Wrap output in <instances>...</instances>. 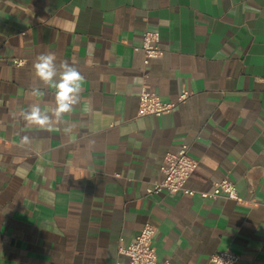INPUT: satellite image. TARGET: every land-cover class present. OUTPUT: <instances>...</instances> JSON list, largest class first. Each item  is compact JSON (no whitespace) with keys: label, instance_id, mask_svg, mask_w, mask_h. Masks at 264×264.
Wrapping results in <instances>:
<instances>
[{"label":"crops","instance_id":"1","mask_svg":"<svg viewBox=\"0 0 264 264\" xmlns=\"http://www.w3.org/2000/svg\"><path fill=\"white\" fill-rule=\"evenodd\" d=\"M146 29L163 50L147 65ZM46 52L85 78L70 135L19 116L53 106L33 68ZM143 84L165 101L188 94L138 115ZM182 144L195 193L148 194ZM223 177L240 199L200 195ZM146 221L162 263L231 250L264 264V0H0V264H126L119 246Z\"/></svg>","mask_w":264,"mask_h":264},{"label":"built area","instance_id":"2","mask_svg":"<svg viewBox=\"0 0 264 264\" xmlns=\"http://www.w3.org/2000/svg\"><path fill=\"white\" fill-rule=\"evenodd\" d=\"M159 32L146 29L142 33V42L135 49L143 52V63L147 65L152 58L160 57L163 54L162 48L158 44ZM10 62L13 65H21L24 60L12 57ZM187 92H182L177 101H165L154 92L149 90L146 85H142L138 92V115H161L170 112L178 101L187 96ZM197 161L189 155V147L182 144L175 152H166L160 164L162 177L155 180L151 186L146 188L148 194L166 191L169 193L194 194L193 189L185 186V182L194 171ZM200 195L206 198L226 197L240 199L238 197L235 184L223 177L213 183L210 191H201ZM155 231L154 225L146 221L134 239L127 246H119V252L128 257L126 264H165L157 259L155 247L152 244V237ZM218 257L225 264H235L239 261V255L231 250H220L210 255V262L220 264Z\"/></svg>","mask_w":264,"mask_h":264},{"label":"clouds","instance_id":"3","mask_svg":"<svg viewBox=\"0 0 264 264\" xmlns=\"http://www.w3.org/2000/svg\"><path fill=\"white\" fill-rule=\"evenodd\" d=\"M56 55L52 52L40 54L33 64L34 74L43 86L54 91V102L50 111L44 110L39 103L29 104L27 109L20 112L19 116L25 122V126H38L41 129L52 131L54 128L65 135H70L74 125L64 119L65 115H71L81 102V94L84 89V76L80 71L67 61L59 66L56 63ZM31 95H44L39 86L31 89ZM21 145H30L31 138L22 136ZM220 264H225L223 260Z\"/></svg>","mask_w":264,"mask_h":264}]
</instances>
